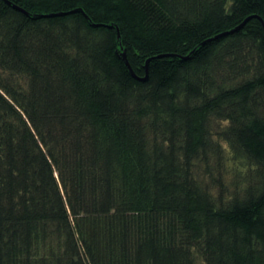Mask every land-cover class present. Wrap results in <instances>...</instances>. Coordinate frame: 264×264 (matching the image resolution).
I'll return each mask as SVG.
<instances>
[{"label": "trees", "instance_id": "16d2710c", "mask_svg": "<svg viewBox=\"0 0 264 264\" xmlns=\"http://www.w3.org/2000/svg\"><path fill=\"white\" fill-rule=\"evenodd\" d=\"M260 18L0 0V264H264Z\"/></svg>", "mask_w": 264, "mask_h": 264}, {"label": "water", "instance_id": "95a60500", "mask_svg": "<svg viewBox=\"0 0 264 264\" xmlns=\"http://www.w3.org/2000/svg\"><path fill=\"white\" fill-rule=\"evenodd\" d=\"M15 8H17L18 10L23 11L24 13H26L24 10H22L21 8H19V7H17V6H15ZM77 11H78V10H76V12H77ZM57 15H58V14H50V15H47V16H57ZM256 17H257V16H256ZM249 19H251V18H247V19H246V20H245L240 26H238V27L235 28L234 30H232V31H230V32H227V33H231V32H233V31L239 30L240 28H242V27H243V26L249 21ZM260 19H261V18H260ZM261 20H262V19H261ZM262 22H263V24H264V21H263V20H262ZM227 33H225V34H227ZM119 36H120V35H119ZM123 57H124V61H125L126 65L128 66L130 72L132 73V75H133L134 77H136L134 71L132 70V67L130 66V64H129V62H128L127 55H126L125 52H123ZM149 61H150V60L147 61V65H146L147 73H146V76H145L144 78H142L143 81L147 80V77H148V64H149Z\"/></svg>", "mask_w": 264, "mask_h": 264}]
</instances>
